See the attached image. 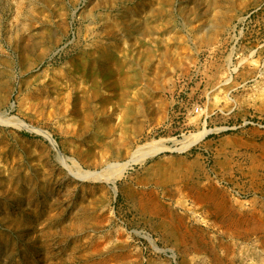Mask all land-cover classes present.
Segmentation results:
<instances>
[{
	"label": "rangeland",
	"instance_id": "rangeland-1",
	"mask_svg": "<svg viewBox=\"0 0 264 264\" xmlns=\"http://www.w3.org/2000/svg\"><path fill=\"white\" fill-rule=\"evenodd\" d=\"M0 264H264V0H0Z\"/></svg>",
	"mask_w": 264,
	"mask_h": 264
},
{
	"label": "bare ground",
	"instance_id": "bare-ground-1",
	"mask_svg": "<svg viewBox=\"0 0 264 264\" xmlns=\"http://www.w3.org/2000/svg\"><path fill=\"white\" fill-rule=\"evenodd\" d=\"M10 120V119H9ZM8 119H6L5 121H9ZM152 149V148H151ZM150 149V150H151ZM147 152V149L145 150ZM149 153V152H148ZM147 154V153H146ZM134 159H138L137 157H134ZM124 167V166H123ZM123 167L120 168L117 172L118 173H111V174H105V173H101L100 176L101 178H104L105 180H108V181H115L117 175L119 173L122 172L123 170ZM213 192H204V191H198L197 192V196L199 198L200 201L204 202V203H207L209 201H211L210 199L213 197Z\"/></svg>",
	"mask_w": 264,
	"mask_h": 264
},
{
	"label": "built area",
	"instance_id": "built-area-1",
	"mask_svg": "<svg viewBox=\"0 0 264 264\" xmlns=\"http://www.w3.org/2000/svg\"><path fill=\"white\" fill-rule=\"evenodd\" d=\"M172 256L174 257V255L172 254Z\"/></svg>",
	"mask_w": 264,
	"mask_h": 264
}]
</instances>
